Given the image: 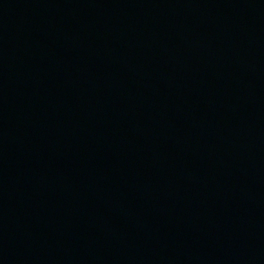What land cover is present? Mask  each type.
Returning a JSON list of instances; mask_svg holds the SVG:
<instances>
[{"label": "water", "instance_id": "1", "mask_svg": "<svg viewBox=\"0 0 264 264\" xmlns=\"http://www.w3.org/2000/svg\"><path fill=\"white\" fill-rule=\"evenodd\" d=\"M0 264H264V0H0Z\"/></svg>", "mask_w": 264, "mask_h": 264}]
</instances>
